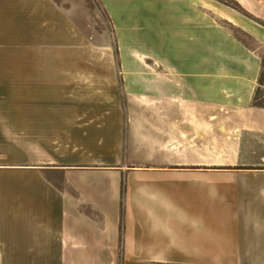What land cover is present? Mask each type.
<instances>
[{
  "label": "crops",
  "instance_id": "crops-1",
  "mask_svg": "<svg viewBox=\"0 0 264 264\" xmlns=\"http://www.w3.org/2000/svg\"><path fill=\"white\" fill-rule=\"evenodd\" d=\"M235 1L264 41V0ZM190 2L210 56L136 81L87 64L57 0H0V264H264L261 61L216 66L215 5Z\"/></svg>",
  "mask_w": 264,
  "mask_h": 264
},
{
  "label": "rangeland",
  "instance_id": "rangeland-1",
  "mask_svg": "<svg viewBox=\"0 0 264 264\" xmlns=\"http://www.w3.org/2000/svg\"><path fill=\"white\" fill-rule=\"evenodd\" d=\"M57 1L77 21L75 28L80 34L87 36L88 65L101 60L103 65H116L119 69L131 68L134 73L129 76L138 81L147 76L143 69L158 67L160 59L172 65L190 68L210 56V52L205 49L207 35L203 37V43L198 41L206 32L198 30L190 0H103L112 14L108 13L102 0ZM203 1V8L207 10L206 2L209 0ZM211 1L215 5L212 12L209 10L216 30L214 64L232 65L228 61L231 53L242 63L243 55L236 52V47L233 46L239 42L255 51L261 61L264 41L251 36L242 26L229 22L224 18L222 10L223 7L231 8L232 13L237 16H240L239 13L247 16L246 12L235 0ZM260 28L263 30L259 29V33L264 35V26ZM95 51L100 56L98 53L95 55ZM238 61L235 64L238 65ZM124 76L127 75L119 72L120 82ZM77 154L84 156L89 153L81 151Z\"/></svg>",
  "mask_w": 264,
  "mask_h": 264
},
{
  "label": "trees",
  "instance_id": "trees-1",
  "mask_svg": "<svg viewBox=\"0 0 264 264\" xmlns=\"http://www.w3.org/2000/svg\"><path fill=\"white\" fill-rule=\"evenodd\" d=\"M253 105L264 108V51L261 55V69L253 96Z\"/></svg>",
  "mask_w": 264,
  "mask_h": 264
}]
</instances>
